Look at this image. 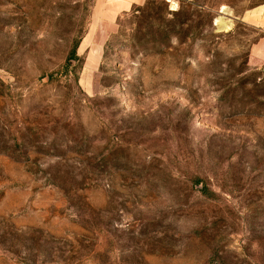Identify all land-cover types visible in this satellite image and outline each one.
I'll return each mask as SVG.
<instances>
[{
	"label": "rangeland",
	"instance_id": "rangeland-1",
	"mask_svg": "<svg viewBox=\"0 0 264 264\" xmlns=\"http://www.w3.org/2000/svg\"><path fill=\"white\" fill-rule=\"evenodd\" d=\"M0 0V264H264V0Z\"/></svg>",
	"mask_w": 264,
	"mask_h": 264
},
{
	"label": "crops",
	"instance_id": "crops-1",
	"mask_svg": "<svg viewBox=\"0 0 264 264\" xmlns=\"http://www.w3.org/2000/svg\"><path fill=\"white\" fill-rule=\"evenodd\" d=\"M145 0H103V7L106 9L103 13L104 20L101 21L102 24L112 25L114 18L123 12H128L133 7L141 6ZM262 28H264V16H262ZM252 54L262 56L264 59V48L262 46V51L260 48H256L254 51L252 49Z\"/></svg>",
	"mask_w": 264,
	"mask_h": 264
},
{
	"label": "trees",
	"instance_id": "trees-1",
	"mask_svg": "<svg viewBox=\"0 0 264 264\" xmlns=\"http://www.w3.org/2000/svg\"><path fill=\"white\" fill-rule=\"evenodd\" d=\"M144 3H145V1H144ZM144 3H143V4H144Z\"/></svg>",
	"mask_w": 264,
	"mask_h": 264
}]
</instances>
